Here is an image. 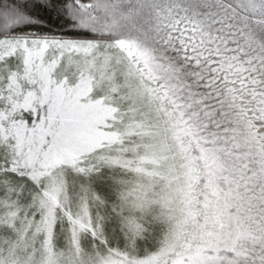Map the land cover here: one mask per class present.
<instances>
[{"label": "snow or ice", "instance_id": "obj_1", "mask_svg": "<svg viewBox=\"0 0 264 264\" xmlns=\"http://www.w3.org/2000/svg\"><path fill=\"white\" fill-rule=\"evenodd\" d=\"M0 264H264V0H0Z\"/></svg>", "mask_w": 264, "mask_h": 264}]
</instances>
